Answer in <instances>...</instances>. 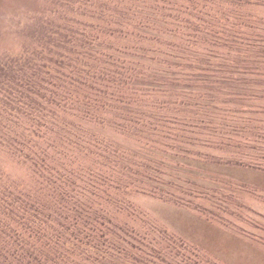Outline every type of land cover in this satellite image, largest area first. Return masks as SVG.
<instances>
[{
  "label": "trees",
  "instance_id": "obj_1",
  "mask_svg": "<svg viewBox=\"0 0 264 264\" xmlns=\"http://www.w3.org/2000/svg\"><path fill=\"white\" fill-rule=\"evenodd\" d=\"M20 38L0 50V264H222L139 196L264 243L244 227L264 234L245 201L264 190L207 171L264 173V0H35Z\"/></svg>",
  "mask_w": 264,
  "mask_h": 264
},
{
  "label": "rangeland",
  "instance_id": "obj_2",
  "mask_svg": "<svg viewBox=\"0 0 264 264\" xmlns=\"http://www.w3.org/2000/svg\"><path fill=\"white\" fill-rule=\"evenodd\" d=\"M35 0H0V50L16 51L20 48V27L25 13H32ZM118 141L133 147L131 141L118 137ZM3 168V165H1ZM8 168V166L6 165ZM9 169V168H8ZM207 171L214 175V182L237 181L245 183L257 190H262L264 173L239 167L211 166ZM12 177L19 175V170H9ZM246 205L254 211L264 207V201L245 194ZM139 208L150 217L164 225L168 230L195 245L222 264H264V243L252 241L249 237L239 235L226 227L208 222L185 209L170 202L147 196L136 198ZM259 214L264 216L262 211ZM246 229L259 236L264 235L252 227ZM264 237V236H263Z\"/></svg>",
  "mask_w": 264,
  "mask_h": 264
},
{
  "label": "snow or ice",
  "instance_id": "obj_3",
  "mask_svg": "<svg viewBox=\"0 0 264 264\" xmlns=\"http://www.w3.org/2000/svg\"><path fill=\"white\" fill-rule=\"evenodd\" d=\"M7 161L3 156H0V165L5 164Z\"/></svg>",
  "mask_w": 264,
  "mask_h": 264
},
{
  "label": "crops",
  "instance_id": "obj_4",
  "mask_svg": "<svg viewBox=\"0 0 264 264\" xmlns=\"http://www.w3.org/2000/svg\"><path fill=\"white\" fill-rule=\"evenodd\" d=\"M261 189L264 190V181H263V184H262V186H261ZM259 210L262 211V212L264 213V207H261ZM260 211H259V212H260ZM257 212H258V211H257ZM259 212H258V213H259Z\"/></svg>",
  "mask_w": 264,
  "mask_h": 264
}]
</instances>
